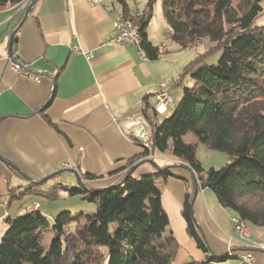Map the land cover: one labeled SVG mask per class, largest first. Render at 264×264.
<instances>
[{"label": "crops", "instance_id": "crops-1", "mask_svg": "<svg viewBox=\"0 0 264 264\" xmlns=\"http://www.w3.org/2000/svg\"><path fill=\"white\" fill-rule=\"evenodd\" d=\"M120 18V7L111 0H26L0 9V243L14 213L32 212L39 205L48 218L46 206L55 214L86 209L82 195L68 197L64 191L77 183L97 191L117 186L133 167V178L139 170L138 177L169 169L185 179L161 182L164 209L177 214L179 232L171 231L184 256L206 258L182 216L190 194L198 230L211 253L239 257L251 251L257 264H264V228L249 226L250 240L243 242L230 226L229 209L217 204L209 189H200L198 182L197 187L186 166L170 153L143 157L147 147L130 133L132 121L143 116L148 104L154 107L162 86L177 106L183 87L192 84L185 81L189 77L182 79L183 72L201 54L199 48L180 51L166 38L157 40L151 23L148 37L161 48L159 59L143 58L137 46H110L113 24ZM76 44L87 57L72 51ZM13 61L27 65L39 81L16 74ZM227 163L223 157L212 168ZM54 190L60 199L49 198Z\"/></svg>", "mask_w": 264, "mask_h": 264}, {"label": "trees", "instance_id": "trees-1", "mask_svg": "<svg viewBox=\"0 0 264 264\" xmlns=\"http://www.w3.org/2000/svg\"><path fill=\"white\" fill-rule=\"evenodd\" d=\"M26 0H0V9ZM120 7L121 18L132 22L140 35L146 58L162 55L148 37V27L159 0H147L143 14L133 13L127 0H111ZM264 0H162L168 39L180 51L205 43L183 72L192 86H184L173 113L159 118L148 104L142 111L151 127L149 147L170 155L196 175L200 189L214 192L220 206L231 210L246 225L264 228V26L254 28L264 14ZM221 51L216 65H207L208 55ZM181 80V79H180ZM146 99V98H145ZM193 134L200 145L224 154L228 163L220 169H205L197 158V145L184 138ZM184 178L169 169L121 185L87 191L66 189L69 197L82 195L95 212L64 211L50 220L39 209L8 218L0 243V264H223L240 261L238 256L211 253L198 230L187 194L182 216L187 233L203 261L184 256L183 247L170 230L162 203L161 182ZM91 179V177H86ZM54 190L50 199L58 200ZM73 226V228H72ZM169 229V231H168ZM51 234V243L43 244ZM73 242L69 256L66 244ZM72 249L70 250V252ZM184 257V259H183ZM242 261V258H241Z\"/></svg>", "mask_w": 264, "mask_h": 264}, {"label": "rangeland", "instance_id": "rangeland-1", "mask_svg": "<svg viewBox=\"0 0 264 264\" xmlns=\"http://www.w3.org/2000/svg\"><path fill=\"white\" fill-rule=\"evenodd\" d=\"M127 1H128V4H129V7L131 9V12H133V13H137V10H138V11H140L141 14H143L144 11L146 10L147 0H127ZM262 6L264 7V3L262 4ZM263 26H264V14L261 15L256 20V22L254 24V28H260V27H263ZM150 31H151V33H152L153 36H155L156 38H158L157 40H160V39H164L165 40V38H166V40H168V43H171V41L168 39V37H169L168 36V27H167V23H166L164 14H163L162 0H159L156 3V5H155L154 12H153V19H152L151 25H150ZM196 47L199 48L198 49V53L204 54L208 50V48L212 47V45L205 43L203 45H197V46H195L193 48H196ZM221 56H222V52L221 51H216V52L208 55L207 57H205L206 64L207 65H216L219 62ZM191 80H192L191 78H189L188 80L185 79V81H191ZM192 85L193 84H189V86H192ZM172 113L173 112L167 114V116H165V117L170 116ZM184 141L186 143L196 144L197 145V158L203 164V166H204L205 169L212 168V165H215L218 160L222 159L223 157H226L224 154H221V153H218V152L209 150L205 146L200 145L199 142H198V140H197V138L193 134L187 135L184 138ZM168 153H169V151L166 152V153H164V154H168ZM140 171L141 170H139L137 173H135V176L134 177L137 176L135 179H140L141 177L148 175V174H144V175H141L140 177H138ZM158 172H160V170H157V172L156 173H153V174H157ZM193 176H194V179H195V185L197 186V177H196V175H193ZM79 186H80V183L79 184L77 183V186L76 187H79ZM208 192L211 193L213 199H215L216 202H217V204H218V200H217V197L214 194V192L211 191V190H208ZM41 201L44 202V204H46L45 203L46 199L45 200L44 199H41ZM16 203H19V202H15V204ZM86 205H88V206L91 207V208H88L86 210L87 212H90V213H94L95 212V206L93 204H86ZM47 207L48 206H46V208L44 209V212L47 213L48 218L51 220L53 218V215L55 213L50 212ZM14 209L15 210L17 209V211H19L18 208H16L15 206H14ZM75 210H78V211H74L73 214H79L80 213V208H77ZM226 211L228 213H230V216H231L230 226L234 227V224L232 223V218L235 217L234 216L235 214L231 210H226ZM14 214L17 215V216H21L20 215L21 213H17V214L14 213ZM58 214H60V213H56L54 216H57ZM168 216H169V218H171L170 219V230L173 228L174 231L179 232V229H178L179 228V225H177L178 218H177L176 212H174L173 210H170L169 209ZM232 227H231V231H233V228ZM72 228H73V226H72ZM248 230H249V227H248ZM168 231H169V229H168ZM232 233H234V231ZM237 233H238L237 237L239 236L240 239L243 242H248L250 240V238L249 239H246V240L243 239V238H241L242 236L239 234V232H237ZM51 237H52L51 234L45 236V238L43 240V244L45 246H48L51 243V240H52ZM73 244L74 243L71 242V241L68 244H66L67 253H68L69 256L75 254L74 249H73V247H75V246H73ZM71 249H72V251L70 252ZM263 250H264V248H263ZM246 252H251V251H246ZM243 253H241V255H239V258H240V256H242ZM231 255H233V253ZM241 262L242 261H241V258H240V261H238V262L237 261H234V260H229V261H226L223 264H241ZM103 264H106V261Z\"/></svg>", "mask_w": 264, "mask_h": 264}, {"label": "built area", "instance_id": "built-area-1", "mask_svg": "<svg viewBox=\"0 0 264 264\" xmlns=\"http://www.w3.org/2000/svg\"><path fill=\"white\" fill-rule=\"evenodd\" d=\"M96 3H102L104 1L95 0ZM114 44H119L123 46H137V39L135 34H131L127 27H119L115 26V22L113 24V38L108 43V45L112 46ZM72 51L78 53L80 55H84L87 57V54L82 51L79 45H73ZM144 58V57H143ZM12 70L18 74L20 77L25 79H30L34 81H39V77L33 74L27 67V65L21 64L19 61H13ZM156 103L154 105V110L158 115H166L169 111L172 110L173 100L172 96L169 93L168 89L164 86L156 93L155 95ZM130 129L134 132H130L136 138L138 137L144 144L145 147H149V140L152 134L151 127L149 123L146 121L144 116H140L132 121L130 125ZM137 135V136H136ZM65 168H68L66 165ZM39 208V205H35L32 209ZM234 228L237 232H242V236H250V232L248 229H244L242 224L239 222H235L234 220ZM241 264H257L253 254L251 252H244V262Z\"/></svg>", "mask_w": 264, "mask_h": 264}, {"label": "bare ground", "instance_id": "bare-ground-1", "mask_svg": "<svg viewBox=\"0 0 264 264\" xmlns=\"http://www.w3.org/2000/svg\"><path fill=\"white\" fill-rule=\"evenodd\" d=\"M101 1H105V0H101ZM116 26L127 27L129 29V32H131V34H135L136 35V39H137V47L140 49V35H139V32H138L139 29H137V27L132 22L121 19L116 24ZM140 52H141L142 57L146 58L145 53L141 49H140ZM173 108H175V106H173L172 109ZM37 209H39V208H35L34 210H37ZM234 220H235V222H239L240 224H242V227L244 229H248V226L246 225V223L242 222L239 218H236V217L232 218V223L233 224H234ZM239 234L242 236V232H239ZM241 238L246 240V239H249L250 236H242ZM242 260L244 261V257H243Z\"/></svg>", "mask_w": 264, "mask_h": 264}, {"label": "water", "instance_id": "water-1", "mask_svg": "<svg viewBox=\"0 0 264 264\" xmlns=\"http://www.w3.org/2000/svg\"><path fill=\"white\" fill-rule=\"evenodd\" d=\"M148 162L151 163V161H148ZM135 169H136V167H133L130 171H128L127 174H126V176H125V178H124V180L121 183H119L118 186L121 185L126 179H128L129 177H131V174L135 171Z\"/></svg>", "mask_w": 264, "mask_h": 264}]
</instances>
